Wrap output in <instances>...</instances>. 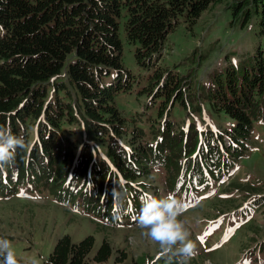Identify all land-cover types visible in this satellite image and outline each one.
I'll return each mask as SVG.
<instances>
[{"label":"trees","instance_id":"1","mask_svg":"<svg viewBox=\"0 0 264 264\" xmlns=\"http://www.w3.org/2000/svg\"><path fill=\"white\" fill-rule=\"evenodd\" d=\"M218 5L242 28L256 17L264 33V0H0V124L26 142L12 164L38 165L47 174V184L55 180L61 203L99 215L100 207L110 208L115 199L118 208L138 211L141 199L157 187L138 182L150 176L152 148L143 142L141 129L126 130V120L115 107L116 94L130 86L121 62L120 21L125 19L124 34L135 46L137 64L149 69L179 19L194 24L201 12ZM232 67L224 78L216 75L214 87L211 82L204 96L191 97L184 95L187 81L155 70L150 101L162 98L158 115L166 117L159 142L171 140L178 157L193 153L199 132L193 123L186 135L172 132L168 114L176 103L184 108L186 102L196 103L192 112L201 113L205 101L211 112L234 122L224 132L229 146L220 141L231 161L244 153L253 122L264 121L262 52L252 70L239 75ZM111 71L116 76L106 81ZM204 135L209 140L213 132ZM211 145L208 141L207 154L222 157L219 144ZM69 168L71 176L64 186ZM114 189L119 196L113 195ZM94 246L92 235L78 242L63 235L48 264H106L113 254L110 245L104 241L93 252ZM123 262L124 258L116 259Z\"/></svg>","mask_w":264,"mask_h":264},{"label":"rangeland","instance_id":"2","mask_svg":"<svg viewBox=\"0 0 264 264\" xmlns=\"http://www.w3.org/2000/svg\"><path fill=\"white\" fill-rule=\"evenodd\" d=\"M124 21H120L118 36L130 86L116 94L115 107L126 120V130L141 129L143 142L152 148L150 176L138 182L157 187L148 191L150 195L172 193L184 203L185 211L179 219L196 244V254L188 264H264L263 122H253L245 154L231 161L218 135L229 131L234 122L211 112L205 101L201 103V113L192 112L196 103L186 102L187 108L176 103L168 114L172 132L186 135L191 123L199 132L193 153L178 157L171 140L159 142L166 119L158 115L163 99L156 97L151 102L149 95L156 84L155 70L162 75L171 72L187 81L185 97H191V93L204 96L208 88L214 87L216 75L224 78L229 66L239 75L252 70L259 51L264 59V33L256 17L242 28L233 22L229 10L218 5L201 12L194 24L179 19L164 40L159 60L149 69L137 64L135 46L127 42L124 34ZM115 76L111 71L106 81H113ZM209 130L213 136L207 140L204 133ZM208 141L212 147L214 142L219 144L222 157L207 154ZM54 184V179L47 184V174L38 165L17 168L12 164L0 170V238L11 242L17 260L48 264L55 243L63 235H69L73 242L92 235L93 252L104 241L113 251L106 264H178L179 245L162 255L159 244L147 238L145 230L138 226L139 211L112 204L110 208L102 205L99 215L89 213L82 206L59 202V190ZM237 185L249 191H241ZM123 258V263H116V259Z\"/></svg>","mask_w":264,"mask_h":264},{"label":"clouds","instance_id":"3","mask_svg":"<svg viewBox=\"0 0 264 264\" xmlns=\"http://www.w3.org/2000/svg\"><path fill=\"white\" fill-rule=\"evenodd\" d=\"M23 136L13 134L11 127L0 124V170L11 165L16 157L17 149H25ZM114 196L119 193L114 189ZM185 211V205L172 193L156 197L145 195L141 199V207L137 215L138 226L144 229V235L157 242L162 255L172 252L180 256L178 264H188L196 254V244L191 240L190 232L179 217ZM0 264H17L12 244L7 239L0 238ZM33 264H36L33 261Z\"/></svg>","mask_w":264,"mask_h":264}]
</instances>
